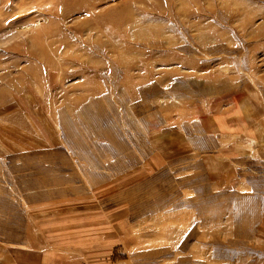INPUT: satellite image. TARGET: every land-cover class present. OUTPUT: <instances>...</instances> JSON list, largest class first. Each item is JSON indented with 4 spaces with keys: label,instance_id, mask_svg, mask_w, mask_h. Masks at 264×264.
I'll return each mask as SVG.
<instances>
[{
    "label": "rangeland",
    "instance_id": "374dc122",
    "mask_svg": "<svg viewBox=\"0 0 264 264\" xmlns=\"http://www.w3.org/2000/svg\"><path fill=\"white\" fill-rule=\"evenodd\" d=\"M0 245L264 264V0H0Z\"/></svg>",
    "mask_w": 264,
    "mask_h": 264
},
{
    "label": "crops",
    "instance_id": "0c3cea01",
    "mask_svg": "<svg viewBox=\"0 0 264 264\" xmlns=\"http://www.w3.org/2000/svg\"><path fill=\"white\" fill-rule=\"evenodd\" d=\"M18 259L15 256H12L7 248L2 249V246L0 245V264H19Z\"/></svg>",
    "mask_w": 264,
    "mask_h": 264
},
{
    "label": "bare ground",
    "instance_id": "6f19581e",
    "mask_svg": "<svg viewBox=\"0 0 264 264\" xmlns=\"http://www.w3.org/2000/svg\"><path fill=\"white\" fill-rule=\"evenodd\" d=\"M105 18V17H104Z\"/></svg>",
    "mask_w": 264,
    "mask_h": 264
}]
</instances>
